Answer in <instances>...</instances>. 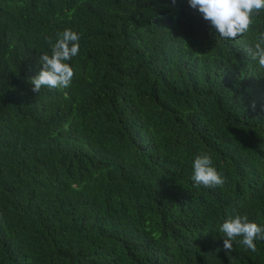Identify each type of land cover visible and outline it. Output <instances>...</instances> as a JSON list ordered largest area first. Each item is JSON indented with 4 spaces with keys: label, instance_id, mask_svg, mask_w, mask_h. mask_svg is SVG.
Here are the masks:
<instances>
[{
    "label": "trees",
    "instance_id": "1",
    "mask_svg": "<svg viewBox=\"0 0 264 264\" xmlns=\"http://www.w3.org/2000/svg\"><path fill=\"white\" fill-rule=\"evenodd\" d=\"M65 29L71 85L32 92ZM261 34L264 12L220 39L187 0H0V264H264L220 232L264 227Z\"/></svg>",
    "mask_w": 264,
    "mask_h": 264
},
{
    "label": "clouds",
    "instance_id": "2",
    "mask_svg": "<svg viewBox=\"0 0 264 264\" xmlns=\"http://www.w3.org/2000/svg\"><path fill=\"white\" fill-rule=\"evenodd\" d=\"M193 10H197L202 18L215 30L223 40H236L247 34L252 26L253 18L264 12V0H187ZM176 0H172L175 5ZM79 35L71 29L58 33L55 43L49 39L50 54L38 53L37 63L42 66L37 75L29 79L33 85L32 92L40 93L41 89L67 88L71 85L74 70L67 61L79 53ZM249 59L256 61L264 69V34L258 42L244 49ZM255 104H253V108ZM192 180L196 185L208 188L222 187L225 179L213 166L212 158L207 154H199L192 163ZM223 235V250L228 254L235 250L234 242L255 252L256 241H264V227L250 222L247 215L237 214L229 217L220 225Z\"/></svg>",
    "mask_w": 264,
    "mask_h": 264
}]
</instances>
